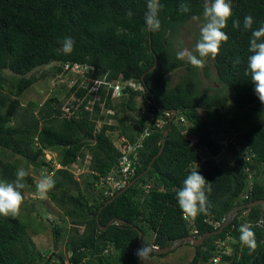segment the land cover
<instances>
[{"label":"trees","instance_id":"1","mask_svg":"<svg viewBox=\"0 0 264 264\" xmlns=\"http://www.w3.org/2000/svg\"><path fill=\"white\" fill-rule=\"evenodd\" d=\"M229 2L233 14L223 29L228 40L219 55L203 58V67L196 68L176 53L184 27L206 22L205 0H160L157 32L145 30L147 0H0V180L15 181L19 169L18 162L5 160V151L41 176L54 174L48 199L62 212L63 224L51 231L55 246L62 241L66 255L44 258L29 235L40 220L34 224L28 210L23 217L0 215V264H140L136 229L145 244L163 249L218 229L235 207L264 200V104L248 70L252 32L264 25V0ZM181 3L189 4L190 11L181 13ZM248 15L254 21L250 29L243 24ZM66 37L75 41L71 54L61 51ZM199 38L200 31L196 43ZM67 65L69 70L82 65L86 71L71 75ZM48 77L63 81L58 91L43 102L22 105L24 93ZM203 79L216 86L205 87ZM97 80L101 84L94 91ZM116 80L139 82L142 90L126 86L116 103L113 88L104 85ZM59 92L72 99L68 106ZM115 131L131 144L143 138L136 159L128 155L133 174L125 186L142 176L106 205L125 187L111 191L102 180L111 172L119 176L115 170L122 154L108 134ZM165 131L163 151L144 173ZM224 149L231 151V161L222 160ZM48 153L56 157L47 160ZM205 156L219 159L200 173L212 183L208 214L185 218L176 192ZM74 167L86 171L76 179ZM23 183L22 194L36 192L29 175ZM97 221L111 225L101 231ZM244 224L251 225L257 241L251 254L240 242ZM217 241L230 250L221 255L224 264H264L262 206L239 209L220 234L199 247H178L194 249L187 264H209ZM177 248L150 257L163 258Z\"/></svg>","mask_w":264,"mask_h":264},{"label":"clouds","instance_id":"2","mask_svg":"<svg viewBox=\"0 0 264 264\" xmlns=\"http://www.w3.org/2000/svg\"><path fill=\"white\" fill-rule=\"evenodd\" d=\"M146 7L147 11L144 17L145 30L157 32L161 29V22L158 18V13L162 7L160 0H147ZM179 11L181 13L189 12V4L181 3L179 5ZM232 14V5L229 0H205L203 16L206 22L203 23L200 28V38L195 45V50L193 52L192 50L185 48L178 51L176 53L177 59L181 61L186 60L191 66L202 68L204 65L203 58L209 56L215 58L219 55L222 44L228 40V36L223 29L226 28ZM127 15L131 18L133 13L129 11ZM253 23L254 21L251 15L244 18L243 24L246 29H250ZM233 27L237 29L240 27L239 19L233 20ZM61 45V51L64 54H71L74 49L75 41L72 37H66L61 42ZM248 51L250 53L248 56V70L251 75V82L255 86L254 92L258 96L261 104H264V25L252 32ZM239 62V59H237V63ZM82 67L84 68V71H86V67ZM69 74L73 75L74 73L70 72ZM129 81L141 86L139 82L132 80H116L115 82L120 84L121 90L119 93H115L113 89V96L115 98L122 97L123 90L126 89L127 82ZM109 85L112 87H108L107 85L108 88H113L115 84ZM64 113L67 115L65 110ZM117 132L118 131H115L114 133ZM49 155L51 156L50 158H48ZM53 158L54 157L49 153L46 155L47 160H52ZM27 176L28 172L24 168H19L16 171L15 181L9 182L7 180H0V215L9 216L18 213L24 201V196L21 190L25 187L23 181ZM55 183L54 174L42 175L35 185L36 195L40 199H47L48 193L55 188ZM211 192L212 183L207 181L199 171H190L183 181V186L176 192V200L184 217L195 218L201 213L207 215V194H210ZM239 232L241 244L246 246L251 254V252H254L257 249V241L251 225H241ZM151 252L152 249L149 246L141 247L137 251V256L139 259L146 262L149 259Z\"/></svg>","mask_w":264,"mask_h":264},{"label":"rangeland","instance_id":"3","mask_svg":"<svg viewBox=\"0 0 264 264\" xmlns=\"http://www.w3.org/2000/svg\"><path fill=\"white\" fill-rule=\"evenodd\" d=\"M201 28V21H191L186 27H184L182 34L179 36L178 40L181 43V50L187 48L189 50H192L194 52L195 45H196V36L198 35ZM201 73V71H200ZM213 75H215L214 71L212 72ZM179 72H176L172 75L173 81L177 78L179 75ZM200 76L203 78V75L200 74ZM66 77H69L68 75ZM66 77H62L63 79H66ZM205 81L204 85L205 87H215V83L212 81H208L207 79H203ZM68 81H71L69 79ZM73 81V80H72ZM71 81V84L73 83ZM62 80L59 78H51L48 77L46 79H42L38 81L36 84H34L31 88H29L24 95L20 98V102L22 105L27 104L29 101H35V102H43L45 101L49 96H51L54 92L58 91V88L60 84H62ZM65 93H60L59 96L61 100H63V106L70 104L72 102V99H64ZM115 102L118 103L121 101L120 98H115ZM139 100V99H138ZM203 113L200 112V115ZM126 116L131 118L132 115L126 114ZM129 118V119H130ZM111 124H114L115 122L112 120L108 121ZM110 134L111 139L113 143H115V146L120 147V140L121 136L119 135V132H108ZM118 136V137H117ZM5 160L10 162H18L19 168H24L27 172L29 177L33 180L34 185L35 183L41 178L40 172L37 170H34L31 165H27L25 160L21 159V157L14 155L13 153L4 152ZM51 156L49 155L48 158ZM52 157H56L55 154L52 155ZM226 157V159H225ZM222 160H232L233 156L231 151H227V149H224L222 151ZM216 163L219 162V159L212 158L210 156H205L197 165L193 167V169L201 171L200 173H203L205 170V166H209L210 163ZM84 165V164H83ZM205 165V166H204ZM85 166V165H84ZM75 171H73L74 177L78 179V175L80 173H83L86 171L85 168L83 170L76 169L77 167H74ZM73 168V169H74ZM204 168V169H203ZM24 201L22 206L20 207L18 213L16 216L23 217L27 215L28 210H31L32 217L31 220L34 224H38L37 220L39 222V226L36 228H32L29 230V235L32 238L33 243L35 244L36 248L43 254L44 258L47 259L48 257H51L50 255L55 254V258H57L58 255H63L66 258L65 251H64V244L62 241H60L56 246L53 238V234L51 231V227L54 225H62L63 224V217L62 212L58 210L54 204L47 198V199H40L36 192L29 193L24 192ZM37 216H40L37 218ZM37 218V219H36ZM67 228L69 227L66 225ZM194 255V249L192 247H178L174 253H170L167 256L163 258H156V257H150L146 262L139 259L140 264H187ZM54 260V259H53ZM66 260V259H65ZM65 264H67V261H65Z\"/></svg>","mask_w":264,"mask_h":264},{"label":"built area","instance_id":"4","mask_svg":"<svg viewBox=\"0 0 264 264\" xmlns=\"http://www.w3.org/2000/svg\"><path fill=\"white\" fill-rule=\"evenodd\" d=\"M65 69L67 71H70L71 73H78V74H81L84 71V68L80 65H74L71 70H69V66L67 65ZM94 84L96 86L92 89L96 91L97 86L101 84V81H94ZM104 85L106 86L108 85V87L111 86L107 83H104ZM127 86L134 90H142V87L140 85L132 83L130 81L127 82ZM113 89L115 93H119V91L121 90L120 84L119 83L115 84ZM147 135L148 133L145 132L144 136H147ZM119 140H120V147L115 146L122 154V158L119 162V165L117 169L115 170L116 174H118L119 176L115 177L114 173L111 172L112 174L110 173L108 177H106L105 179H102L106 181V186H108L111 191L124 187L128 179L132 176L133 170L131 169V166L133 163H132V160L128 158V155L133 154V158L136 159L137 153L135 152V149L141 146L143 138L142 137L139 138L134 144L129 143L123 137L119 138ZM215 247H216V256H214L211 259V262L209 264H224L221 261V255L230 254V250L228 249V246L223 241H217L215 243Z\"/></svg>","mask_w":264,"mask_h":264},{"label":"water","instance_id":"5","mask_svg":"<svg viewBox=\"0 0 264 264\" xmlns=\"http://www.w3.org/2000/svg\"><path fill=\"white\" fill-rule=\"evenodd\" d=\"M149 44H150V38H149ZM155 68V66L153 67ZM174 113V112H173ZM168 132L165 131L164 134H163V140H162V145L157 153V155L152 159V161L150 162L148 168L146 169V172H148L150 169H151V166H152V163L153 161L158 157L160 156V154L162 153L163 151V148H164V144H165V137L167 136ZM142 175L138 176L136 179L132 180L131 182H129L124 188H122L115 196H113L107 203H111L113 200H115L120 194H122L123 192H125L129 187H131ZM256 206H262V212L264 214V200H258V201H254V202H251L243 207H235L233 208L226 216V218L224 219V221L222 222V224L219 226L218 229L214 230V231H211L207 234H205L204 236L200 237V238H185L184 240H181V241H177V242H174L173 244H171L170 246L168 247H165L163 249H159L157 247H154V246H151V245H147L143 242V239H142V232L138 229L137 232H138V243H139V246L140 247H145V246H149L151 249H152V252L153 254H156V255H161V254H167L169 252H171L173 249L177 248L178 246L180 245H183V244H188V245H191L193 247H199L200 245H203L205 239L207 238H210L211 236L213 235H218L220 234L231 222L232 220L234 219V217L237 215V211L239 209H251L252 207H256ZM98 223V221H97ZM121 224H125L124 221H120ZM111 225V223H109L106 227H102L99 223H98V227L101 231H104L106 230L109 226Z\"/></svg>","mask_w":264,"mask_h":264},{"label":"bare ground","instance_id":"6","mask_svg":"<svg viewBox=\"0 0 264 264\" xmlns=\"http://www.w3.org/2000/svg\"><path fill=\"white\" fill-rule=\"evenodd\" d=\"M216 251V250H215Z\"/></svg>","mask_w":264,"mask_h":264}]
</instances>
